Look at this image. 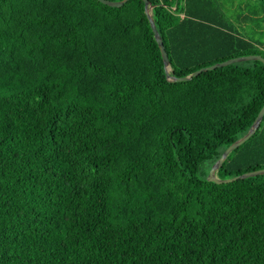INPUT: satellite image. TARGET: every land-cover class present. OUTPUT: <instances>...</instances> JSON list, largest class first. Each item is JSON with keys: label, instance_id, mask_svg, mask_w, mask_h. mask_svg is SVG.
<instances>
[{"label": "trees", "instance_id": "trees-1", "mask_svg": "<svg viewBox=\"0 0 264 264\" xmlns=\"http://www.w3.org/2000/svg\"><path fill=\"white\" fill-rule=\"evenodd\" d=\"M227 1L149 0L169 72L264 57ZM263 103L259 59L168 80L143 0H0V264H264V173L201 172ZM260 167L264 114L217 175Z\"/></svg>", "mask_w": 264, "mask_h": 264}, {"label": "water", "instance_id": "water-1", "mask_svg": "<svg viewBox=\"0 0 264 264\" xmlns=\"http://www.w3.org/2000/svg\"><path fill=\"white\" fill-rule=\"evenodd\" d=\"M105 4H108L110 6H120L122 5L126 0H99ZM144 1V9L145 12L147 14V17L149 19L153 34H154V38L157 42V45L159 47L160 50V54L163 60V66H164V70H165V74H166V78L170 81H181V80H189L191 79L193 76L197 75L199 72L201 71H205L207 69H211V68H215L217 66H222V65H226L235 61H242V60H248V59H259L264 63V57L261 54H242V55H236L233 57H229L227 59L221 60V61H217L214 62L212 64L206 65V66H202L199 67L195 70H193L192 72L185 74V75H175L171 72H169L170 69V61L168 58V54L167 51L165 49V46L163 44L162 38L159 34V32L156 29L152 14L150 12L151 10V4L149 2V0H143ZM264 114V103L262 105V107L260 108V110L258 111L257 115L255 116L254 120L252 121L250 127L248 128V130L241 135L240 137H238L237 139H235L234 141H232L221 153V155L211 164L210 170L206 176V178L208 180H212L215 182H226V181H231L237 178H244V177H248V176H252V175H256V174H262L264 173V167H260L257 169H253V170H248V171H244L242 173L230 176V177H219L217 175V170L219 169V167L222 165V162L224 161V159L227 157V155L229 154V152L231 150H233L234 148H236L237 146H239L242 142H244L246 139H248L251 134H253L255 132V130L257 129V127L259 126L262 117Z\"/></svg>", "mask_w": 264, "mask_h": 264}, {"label": "rangeland", "instance_id": "rangeland-1", "mask_svg": "<svg viewBox=\"0 0 264 264\" xmlns=\"http://www.w3.org/2000/svg\"><path fill=\"white\" fill-rule=\"evenodd\" d=\"M228 0L225 4V9L229 13L232 11L237 13V16L241 13H253V6L256 5L257 8V17L247 18L245 22H238L239 20L235 18L236 24H242L246 27L247 31L251 34L252 37L258 39L262 42L264 46V0ZM211 165L208 162H203L201 165V172H206V176L210 170Z\"/></svg>", "mask_w": 264, "mask_h": 264}]
</instances>
